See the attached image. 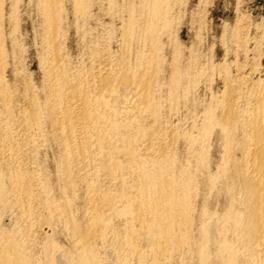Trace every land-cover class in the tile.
<instances>
[{
	"label": "bare ground",
	"instance_id": "1",
	"mask_svg": "<svg viewBox=\"0 0 264 264\" xmlns=\"http://www.w3.org/2000/svg\"><path fill=\"white\" fill-rule=\"evenodd\" d=\"M5 1L0 0V264L46 263L41 259L42 255L34 254L36 246H41L49 264H110L109 255L114 264H196V259L198 264H264V79L263 83L261 80L250 83L239 75L232 79L233 85L226 84L222 101L220 97L219 102L216 101V104L221 102L219 106H212L215 102L210 101L211 106L207 104L203 107L204 118H200V112L198 114L203 123L195 121L202 124L196 129L201 130L202 136L181 133L189 147L185 152L186 159L181 160L178 150L171 147L169 138H166L168 134L164 131L167 127L163 129L159 121L162 103L157 96L161 90H157L162 88L165 77L163 82L161 79L154 81L155 74L148 69L151 63L145 65L154 63L162 51L157 47L160 45L157 44V34L160 28L170 25L171 0L122 1L127 17L121 12V16L125 17L120 23L123 28L121 33L127 39L143 40L140 42L149 44L148 52L151 54L140 49L141 57L138 53V58L141 61L136 59L146 68L138 62L136 67L131 63L128 64L132 67H122L121 64L119 69L116 63L118 69L116 65L110 66L106 74L101 69L93 76L95 80L92 84L85 80L89 73L85 75L78 67L71 69L61 36L67 3H71L79 17L89 18L87 11L95 0L35 1L33 4L39 9L44 25L43 45H40L44 48L42 56L41 50L40 53L37 51L45 72L46 84L42 85L44 89L41 87L45 91L44 101L39 99L42 98L41 89L34 85L22 68L25 65L22 55L25 50L21 47L23 42L14 35L19 10L13 5H18V2L10 0L12 8L8 9L7 15ZM28 2L31 5L34 0ZM111 3L116 4L115 0ZM86 13L89 17L85 16ZM122 17L120 20H123ZM6 18L15 23L13 34H7L4 29ZM96 40H90L89 44H97L99 41ZM95 46L98 47V44ZM154 54L158 57L155 58ZM92 55H95L94 50ZM10 57L14 61L12 68L15 72L12 84L7 81L5 73L11 64ZM152 67L156 70L158 66L153 64ZM157 70L156 77L160 69ZM174 71L176 74L172 75L170 85L177 88L182 71L178 67ZM187 87L191 88L188 84ZM124 91H131L132 95L124 94L122 97L121 92ZM122 103L128 106L120 108L118 105L123 106ZM48 120L54 125V134L61 140L64 149L58 172L60 179L64 180V194L76 190L80 181L78 169L81 171L89 164L85 172H80V178L88 186L86 192L91 204L85 210L84 217L87 219L84 221L75 216L69 197L64 202L61 199L57 202L51 185L41 176L43 173L30 171L24 162L26 150H23L24 145L19 140L20 133L14 132L15 127L19 125L23 138L35 147ZM148 120L154 123L148 124ZM214 132L222 148L220 158L215 161L216 166L209 150L212 142L209 139ZM146 140L148 144L145 145ZM143 146L146 151H143ZM90 164L94 165L93 170H90ZM102 175L108 182L101 179ZM212 193L218 199L219 196L224 197L219 208L216 206L218 200L214 205L216 209L210 205ZM196 199L201 201L198 214ZM8 212L12 215L16 213L18 224L14 228H7L2 223ZM37 217H42L48 227L60 220V224L70 230L74 238H71L73 247L65 249L53 237H47L45 242L40 243L36 236L31 235L33 226L37 225ZM115 217L122 221H114ZM57 226L55 224L54 227ZM195 230L199 233L198 237Z\"/></svg>",
	"mask_w": 264,
	"mask_h": 264
},
{
	"label": "rangeland",
	"instance_id": "2",
	"mask_svg": "<svg viewBox=\"0 0 264 264\" xmlns=\"http://www.w3.org/2000/svg\"><path fill=\"white\" fill-rule=\"evenodd\" d=\"M13 1L16 3L18 2L17 3L18 5H16L14 3L13 6H15V9L18 8L17 11L19 10L17 19H20V20L17 21V19H16L15 23L16 22L18 23L20 29L17 28L18 27L17 24L10 23L7 18H6L3 26H4V29H5L7 34H9V33L13 34L14 31L12 28L13 27L15 28V26L13 24H15L17 26L15 29L16 34H14V35H16L15 37L18 39V41H21V43L23 42L21 47H22L23 51L25 50L22 54L24 57L23 58L24 62H23V60H22V62L25 65H22V68H24V73L29 74V76H30L29 79L31 78L30 80L34 83V85H36V87H39V89H41V90H39L37 88L39 90V93L41 92V95H42V98H39V99H41V101H44V98H46V97H44L45 91H43L44 87L42 85L45 86L46 83H45V77H44L45 72H44V69L42 66L43 64H41L42 63L41 62L42 61L41 56L44 52V50H43L44 48H41V46H40L41 44L43 45V41L41 40V38L43 37L42 35L44 33V29H43L44 25H42L43 24L42 23L43 18H42V15H41L39 9H37V6L35 4H33L37 0H34V2H32L31 5L29 4L28 0H22V1L21 0H17V1L12 0V2ZM19 1H20V3H19ZM95 1L91 2V4L93 3L94 5L93 4L89 5L91 8L89 9V11H87V13L90 14V17L88 16L89 14L87 15V13L85 16L89 17L90 19L85 17L86 20H84L85 18L79 17L80 14L74 12V10L72 9L71 3H67V5H66L67 7H65L66 8L65 17L63 20V28H62V36H61L62 40L60 39L62 42L65 43V46L63 44V47H65V49L63 48L64 49L63 51L65 52V54L67 52L69 55L71 69L75 70V68L77 69V67H78L80 69V71H82V69H83L84 72L83 71L82 72L84 74L89 73L87 75L89 78L86 77L85 80H87L91 84L95 80L93 76H96V74H98V71L100 72L101 69L105 70L102 72L106 74V70L108 71L110 66L116 65L115 67H117V69H118V66L121 64H122L121 65L122 67L123 66L128 67V65L130 63L134 66L137 65L138 62H139V64H142V62H140L141 58H138V53H140L139 57H141L140 56L141 52L144 51V53H147L149 51V47L147 46L149 44L145 45V43H141V42H143V40H140L141 42L140 41L138 42L137 40H130V39H127L122 34L123 28L121 29L120 23L121 22L123 23V21L125 20V17H127V12H126V10H124L122 8V5H121V4H123L122 1H124V0H115L116 4H113V3L109 4L111 2V0H103V1L95 0ZM12 2L10 0L5 1L4 5H6V6H4V8H5L4 10L5 11L7 10L6 11L7 15L9 12L8 9L11 7L10 4H12ZM135 2H138V0H136ZM175 2H174V0L170 1V5H171L172 10L169 14V16H171L170 17V25H168L169 27L167 26L168 28L167 27L160 28V31H159L160 33L157 34V36H158L157 37L158 38L157 44L160 43L159 46L157 45V47L160 48V49L157 48V51H158V49H159V51L160 50L163 51V52L158 51L159 52L158 55L161 58H159L158 56H156V54H154V57L155 58L158 57L157 58L158 60L154 59V63L148 62L147 64L145 63V65L147 66L149 63H151V66H150V64L148 65V69L153 70L154 73L152 72V74H155V75H153L154 81H155V79L156 80L157 79L162 80V78H164V77L166 79V80L164 79V84H162V86L160 84V86L162 88L160 89V87H159V89L157 90V92L159 90H161V91H159L160 93L159 92L157 93V96L159 97L158 99H160L161 100L160 102L162 103L161 108H160V111H162V113L161 112L159 113L160 115L162 114L161 115L162 118L161 117L159 118V121L161 120L160 122L162 124L160 126L163 127V129H165V127H167L166 129L168 131L165 129L166 131H164V132H166L168 134V135L166 134L167 135L166 138L167 139L169 138L168 140L170 141V144H171V145L170 144L169 145L173 148L175 147L176 151L178 150L177 152H178L181 160H183L184 158L186 159V153L185 152H188L189 147H188V142L186 140V137L183 138L181 133H184V132L187 133L188 132V134L193 133L194 135L197 134L200 137L202 136L201 130L198 129V128H200V125H202L201 123H203L201 120L204 118L203 117L204 115L202 114L203 113L202 110L206 107L207 104H208L207 106H211L212 102L213 103L215 102L214 105H212V106H217V105L219 106V104L221 102L219 104H216V101L219 102L218 101L219 97H220L219 98L220 101H222L221 98L225 95V92L223 94V91L227 90L226 89L227 85H233V82H231L233 78L240 75L239 78L243 76V78L248 79V82H250V83H252L253 80L255 82L257 80H261V83H263V79H264V0H175ZM32 6L34 7V9ZM89 6H88V8H89ZM109 6L110 7L112 6V7L109 9L108 8ZM116 6H118V10H117ZM70 7H71V9H70ZM120 9H121V11H119ZM5 11H4V13L6 14ZM90 11L93 13H91ZM115 11H117L116 14H115ZM121 12L124 13V16H125L124 18L121 16ZM118 14H120V18H118V16H119ZM76 15L78 17L77 18L78 20L76 19ZM121 17L123 20H120ZM171 18H172V20H171ZM82 19H83V21H82ZM84 21H87V22H84ZM83 22H84L85 27L83 25ZM35 30H37V31H35ZM42 31H43V33H42ZM121 31H122V33H121ZM84 33H86V35ZM110 34H111V36H110ZM81 35H83V36H81ZM96 36H98V37H96ZM106 38L107 39L109 38V39L107 40ZM92 39L94 41H95V39H97L99 41L98 42L96 40L98 42L97 43L98 47L95 46L97 44H95V45L92 44V46H91V44H89V43H91L89 41ZM7 41L9 43L8 45L10 48L11 43L9 41V37H8ZM40 41H42V42H40ZM142 44H144V46ZM152 46H153L152 48L155 49L153 44H152ZM128 48H130V49H128ZM106 49H108V50H106ZM143 49H145V50H143ZM153 49H150V50H153ZM40 50H41V53H40ZM93 50H94L95 55H92ZM98 50L101 52H99ZM37 51L40 53L41 56L39 55V53H37ZM131 51H132V53H131ZM96 52H99L100 54L96 53ZM174 52H175V54H173ZM148 53H150V52H148ZM155 53H157V52H155ZM97 55H99V56H97ZM130 56H132L131 59H130ZM126 57H127V59H126ZM110 58L112 60H110ZM134 58H135V60H134ZM136 59H139L140 61L139 60L137 61ZM155 60L157 61L156 62L157 64L159 63V65L155 64ZM9 61L11 63L10 64L11 67L9 65ZM9 61H8L9 67L6 69L5 73H6V79H8L7 81H10L12 84L13 83L12 80L14 81V77H15L14 76L15 74H13V73H15L13 71V68H14L13 64L14 63H12L14 61H13V59H11V57L9 58ZM112 61H114V62H112ZM118 61H120V62H118ZM163 61H165V62H163ZM134 62H135V64H134ZM188 62H190V63H188ZM116 63H118V66ZM206 63H207V65H206ZM153 64L156 67L158 66L156 68V70L160 69L158 72L159 73L158 77H156L157 72H156V70H154L155 67H152ZM172 64H174V65H172ZM189 64L191 65L190 67L192 68L190 70H189V68H190ZM143 65L144 64H142V68L143 67L146 68V66H143ZM202 65H203V67H202ZM257 65H258V67H257ZM121 66H119V69L121 68ZM162 66H163V68H162ZM175 66L180 68L182 73L184 72L183 75H182V73H180V76H182V77H179V79H180L179 84L180 85L177 87L179 89L173 88L170 85V83H171L170 81L173 78L172 75L176 74L175 73L176 71H174V70H176ZM129 67H132V66L129 65ZM137 67L139 68V66H137ZM203 69L205 72L203 71ZM229 70H231V72ZM22 71H23V69H22ZM92 71H93V73H92ZM186 71L187 72L190 71V72L186 73ZM93 74H95V75H93ZM193 74L195 75V77ZM85 75H83V76L85 77ZM169 77L171 79H169ZM195 78H200V79H195ZM251 78H253V79H251ZM188 79H189V81H188ZM227 79H229L228 82L230 81L231 83L229 82V84H228ZM161 80H160V83L163 82V80H162V82H161ZM165 82H167V83H165ZM165 84H167V85H165ZM187 84L189 86H191V88L187 87ZM169 86H171V87H169ZM192 86H193V88H192ZM41 87H43V89ZM185 87H187V89ZM224 89H226V90H224ZM176 90L178 92H176ZM130 93H131V91L128 93L126 91H124L123 93L121 92L122 97H124L126 94H130ZM168 93H171V94H168ZM160 94L163 97L160 96ZM186 94H187V96H186ZM189 94L191 97L189 96ZM131 95H132V93H131ZM171 95H173V96H171ZM178 96L180 99H178ZM128 98H129V96H128ZM176 98L179 101L176 100ZM171 99H173V100H171ZM214 99H215V101H214ZM172 101H173V104L171 103ZM210 101H212V102L210 103ZM194 102H195V104H194ZM178 104H180V105H178ZM203 104H204V106H203ZM190 105H193V106H191L192 108H190ZM118 106L120 108H125L128 106V104L124 103L123 106L121 104ZM193 107H196V109L194 110ZM199 109H201V110H199ZM191 110L194 111L193 114H192ZM219 111H220V109H218L217 113H219ZM164 112H165V115H164ZM199 112H200V118L201 119L199 118V115H198ZM16 113H17V111H16ZM16 113H15V116H16ZM195 113H197V117H196ZM194 117L196 119L198 118V120H195ZM192 120L194 122L196 121V122H201V123H197L198 124V126H197L196 122L194 123V122H192ZM199 120H201V121H199ZM147 122H148V124L154 123L151 120H148ZM162 122H164V123H162ZM165 122H167V123H165ZM156 124L159 125L158 123H156ZM16 125H18V124H16ZM51 125H52V123L50 120H48V122L45 125H43L42 131L44 130V133L42 132V134L45 138H42L43 136L42 137L40 136V138H38V140H37V144L35 147L32 146L33 144L29 143L26 138H23L24 133L20 132L19 125L16 126L17 128L15 127L14 132L16 133V131H18L17 134L20 133L19 135H21L20 136L21 138H19V140L22 142L21 144L24 145L25 149H23V150L24 151L26 150L25 159H24V162H26V166L30 169V171H34L35 173L40 172V175L43 173V175H41V176L44 180L48 181V183L51 185V187L53 189L52 191H54V192H52V195L55 196L56 200H58L57 202H60L61 200H62L61 202H64L69 197L72 200V211L74 212V214L76 213L75 216L79 220L84 221L85 219H87V217H84L86 214L85 210L91 204H90V202H88V201H90L88 193H87L88 192V190H87L88 186L86 185L85 181L80 178V176H82L81 173L86 171V168L89 167L88 166L89 164L86 166H83L81 168V171H80V169H78L79 173H77V175L80 174L78 180H80L82 183L79 181V184L75 190L76 192L70 191V192H68V194L67 193L64 194L62 191V185L64 184V180L60 179V175L58 173L59 172V163L61 161V155H62L64 149H63L61 140L56 136V134H54L55 133L54 125H52V126ZM192 125L194 128L192 127ZM196 127H198V128L196 129ZM169 128H170V130H169ZM16 129H18V130H16ZM190 130H191V133H189ZM193 130H195V131H193ZM173 131H174V133H173ZM169 132H171V134ZM178 132H179V137L175 138V136H177ZM184 135H186V134H184ZM212 135H211L212 138L209 139V142L212 141L211 145L209 142H208L209 143L208 145H210L209 148H211V149H209L210 155L212 157L211 159H212V161H214V166H216L215 161L220 158L219 154H221L220 152L222 151V148H221V145H219L220 142L217 140L218 138L216 137V132L212 133ZM171 138H172V140H171ZM173 139L175 141H173ZM23 142H28V143H23ZM146 144H148V140H146L145 145ZM186 149H187V151H186ZM143 151H146L145 147H144ZM147 152H146V154L150 153V152L149 153H147ZM122 159H124V157H122ZM39 165H40V167H39ZM93 166H92V164H90V170H93L92 169ZM7 170H8V168L5 167V171H7ZM102 176H103V178H102ZM102 176H101V179H103V181L106 182L107 179L104 178L105 175H102ZM211 195L212 196H210V199H209L211 207L216 209L215 207L217 206V208H219L223 204L224 197L221 196L222 197V199H221V197L219 196V198L221 199L220 200L215 196L214 193H212ZM62 198H64V200ZM214 199H216V201H214ZM217 200L219 203L217 202ZM219 204H220V206H219ZM200 205H201V201L198 202V199H196L197 214H198V210L200 209ZM214 205H216V206H214ZM15 214L12 215V213L8 212L4 216L2 223L7 228H11V227L14 228L18 224L17 220H16L17 217ZM10 216H11V220H10ZM116 218L117 217L114 218L115 219L114 221H118V222L122 221L119 218H117V219ZM12 219H14V220H12ZM37 219H38V217H37ZM39 219L38 220L41 223H39L38 220L35 222V224H37V225L33 226L35 229L33 228V230H31L32 231L31 235L34 237L36 236V238L39 239V240L38 239L37 240L40 243L45 242V239H47V237H49V239H51L53 237V239H55L56 242L58 241L57 243H59L65 249L73 247L74 243H73V241H71V238H73V236L71 237V233L69 232L70 230L66 229L64 227V225L60 224V220H57L53 223L54 226H55V224H56V226L58 225L57 226L58 228H57L54 226L48 227L47 226L48 224L46 223V221L42 217H40ZM10 221H11V223H10ZM13 222H15V223H13ZM25 226H26V224H25ZM64 229L67 231H65ZM68 232H69V234H66ZM195 233L197 234V237H198L199 233L197 230H195ZM42 239H44V240H42ZM72 240H74V238ZM104 252H105V249H104ZM107 252H109V251L107 250ZM34 254H37L38 256L42 255L41 259L46 261V263L44 262V264H49L48 259L46 258V256L44 257V255H43L44 252H42L41 246L35 247ZM106 256H108V254ZM108 259H111V260H109L110 264H112V263L114 264L113 259H112V257H110V255H109ZM134 262L136 263V261H134ZM195 263L198 264L197 259L195 260Z\"/></svg>",
	"mask_w": 264,
	"mask_h": 264
}]
</instances>
